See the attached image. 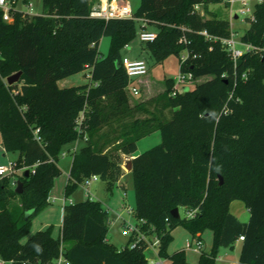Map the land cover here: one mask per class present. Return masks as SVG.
Masks as SVG:
<instances>
[{
	"label": "trees",
	"instance_id": "1",
	"mask_svg": "<svg viewBox=\"0 0 264 264\" xmlns=\"http://www.w3.org/2000/svg\"><path fill=\"white\" fill-rule=\"evenodd\" d=\"M218 1L141 0L134 18L109 20L91 15L93 0H43L42 13L16 11L10 22L0 9V132L5 151L17 153L18 169L0 179L3 258L14 264H49L60 256L70 264H150L147 241L119 249L106 239L109 211L89 197L64 205L58 238L48 228L23 241L33 216L49 204L64 148L85 139L73 156L66 197L92 175L112 192L122 185V156H134V216L146 221L150 239L159 237L161 257L190 264L185 249L168 251L181 225L200 239L205 230L213 232L211 251L201 252L199 264H216L220 249H233L240 236L238 264H264V4L255 6V20L241 36L258 49L235 64L221 40L200 33L230 36V21L209 9ZM135 17L142 29L157 26V38L143 42L157 61L172 54L181 61L189 52L180 71L192 72L194 80L212 78L175 95L169 78L156 99L131 105L121 51L138 35ZM104 36L110 37L106 55L100 53ZM85 69L90 83L59 85ZM18 71L19 81L9 84ZM155 131L161 142L137 154L138 141ZM13 181L23 182L21 193ZM235 200L245 203L249 221L230 211ZM176 207L197 212L175 218Z\"/></svg>",
	"mask_w": 264,
	"mask_h": 264
},
{
	"label": "rangeland",
	"instance_id": "2",
	"mask_svg": "<svg viewBox=\"0 0 264 264\" xmlns=\"http://www.w3.org/2000/svg\"><path fill=\"white\" fill-rule=\"evenodd\" d=\"M96 1V0H93ZM133 12L137 10L140 5L141 0H129ZM32 4L33 11L31 15L40 14L43 11V0H28L27 3H24L23 0H17L16 7L18 10L25 13H29L28 4ZM209 9L215 12L219 18L227 19L230 21V27L235 31L238 36H243L245 32L250 27V21L247 20L243 15L240 18L230 20L229 8L224 1L211 2L209 4ZM136 26L138 30V35L134 41L125 46L121 53L123 57L127 56L128 58H142L147 66L149 74L158 81L164 82L166 79L172 78L175 81V84L178 85V75L180 73V56L172 54L165 58L163 61H157L151 54L150 50L147 47L146 43H143L139 34L142 30L143 21L140 18L135 17ZM148 30L157 31V26L155 24H147ZM110 46V37L104 36L100 45V53L106 55ZM239 47L243 48L242 44H238ZM186 52L181 54L184 55ZM212 76H204L199 80H194L188 85H178L180 93H183L185 88H194L197 84L202 83L208 79H211ZM90 69H85L79 73L66 77L60 80L58 83L61 87L71 86V85H83L90 83ZM165 88V87H164ZM163 90H154L152 94L148 95L147 100L156 99ZM127 94L129 97V102L131 105H134L142 100L140 96L131 95L128 90ZM144 95V94H143ZM146 96V95H144ZM131 97L135 101L130 100ZM169 114V110L167 111ZM1 136V132H0ZM147 137V138H146ZM143 137L138 141V149L140 153L146 151L147 149L152 148L153 146L159 144L162 140L161 132L155 131L148 136ZM1 142H0V163L7 164L11 161H14L17 158V153L6 152L5 155L1 153ZM123 157V156H122ZM64 162V161H63ZM62 162V163H63ZM129 161L122 160V167L125 170L124 175L121 178L122 185L118 184L112 192H108L105 189V182L93 181L89 186L84 182L81 183L77 189L66 198L65 188L68 183V178L65 172H62L58 177H56L54 186L49 193V204L36 213L31 221L30 229L28 233L23 237V241H26L30 236L40 230L51 228L52 235L58 238L61 234L62 222H63V205L64 198L67 199V203L70 199L75 202L83 201L87 197L85 196V189L89 187L92 192V199H96L102 202L103 206L110 211V219L108 225V231L106 239L114 244L119 249L123 248L125 245L131 243V237L123 235L122 231L128 223H136L138 220L135 218L134 213H129L128 208L135 210V186H134V177L132 171L126 168V165ZM62 163L59 164L60 167H63ZM116 211L119 214L118 218H114L113 214ZM230 211L235 213L241 221L247 222L250 218V212L245 203L241 200H235L231 203ZM181 216H186V208L181 207L180 210ZM173 238L169 245V253H174L175 251L185 249L187 261L190 264H199V258L201 252L193 251L188 247V244L192 241H196L195 237L186 229L184 226H178L172 231ZM203 242V251L210 252L213 243V232L210 229H207L203 232L202 238ZM148 261L151 263L153 260L161 257L158 254L156 248L151 245H148L145 251ZM237 249L225 248L222 247L219 252V256H222L223 261L217 259L216 264H233L232 262L237 259ZM165 260V264H171L169 258L161 257ZM62 264H70L65 259Z\"/></svg>",
	"mask_w": 264,
	"mask_h": 264
},
{
	"label": "built area",
	"instance_id": "3",
	"mask_svg": "<svg viewBox=\"0 0 264 264\" xmlns=\"http://www.w3.org/2000/svg\"><path fill=\"white\" fill-rule=\"evenodd\" d=\"M226 5L229 8L230 12V20H233V18H240L241 15H243L247 20L252 21L255 20V6L257 4H264V0H223ZM92 11L91 15L93 17L109 20L112 18H134V12L132 10L131 4L129 0H96L93 1ZM17 0H0V9L3 13V19L5 21H13L14 15L13 13L16 11H20L16 7ZM29 13H24V15H29L32 13L33 8L32 4H28ZM195 10L198 12L202 11V4H196ZM202 35H204L209 40H221L223 46L229 53L231 59L236 64L238 59L241 58L245 53L247 52H254L257 51V47L253 45L252 43L243 42L242 37L238 36V34L233 31L231 28V34L229 37H215L211 35L207 30L200 31ZM139 38L142 42H152L157 38V33L155 31H150L148 29H142ZM238 44H242L243 48L239 47ZM190 54L189 52H186V54L181 56V63H184L188 58ZM195 56V55H194ZM126 73L129 77V84L127 87L128 92L133 96H140L141 89L138 85V79L140 77H143L147 75L148 73V66L146 62L143 59H130L128 57L123 58L122 62ZM243 78H247L248 74L244 73L242 75ZM178 85H188L192 81H194V77L192 72H183L180 71L178 75ZM178 85L175 84L173 88V95L180 93L178 89ZM186 90V88H185ZM83 119V113L80 114V117L78 118V124H81V121ZM38 129L36 130V136L37 139L40 140L41 137L37 134ZM17 164L14 161H11L7 164H0V179L6 176H13L17 172ZM32 172H35V166L32 169ZM100 180V177L98 175H92L84 180V183L89 186L91 182ZM13 184L16 186V181H13ZM85 196L92 198V192L89 189H85ZM63 203L64 205L67 203V199ZM68 203H74L70 199ZM63 205V207H64ZM129 213H134V210L132 208H128ZM197 212V209L189 210L186 212L187 217H194ZM146 223L144 219H138V221L134 223H128L125 228L123 229L122 233L125 236L133 237V240L128 245L130 248H133L137 245L138 242L144 240L148 242V245L153 246L157 249V246L159 245L160 239L157 236L149 238L147 231L144 230L143 226ZM196 241H192L188 244L189 249L196 251V252H202L203 251V242L200 238L195 237ZM244 237L240 236L239 241L243 240ZM64 258L60 256L55 261L49 263V264H62ZM14 259H5L0 255V264H14ZM150 264H165V260L159 257L156 260H153Z\"/></svg>",
	"mask_w": 264,
	"mask_h": 264
},
{
	"label": "crops",
	"instance_id": "4",
	"mask_svg": "<svg viewBox=\"0 0 264 264\" xmlns=\"http://www.w3.org/2000/svg\"><path fill=\"white\" fill-rule=\"evenodd\" d=\"M150 31H153V30H150ZM103 40V38H102ZM101 40V42H102ZM101 45V43H100ZM104 55V54H103ZM127 57V56H125ZM132 59H142V58H132ZM204 77V76H203ZM202 78V77H200ZM200 78H198L197 80H199ZM138 85L141 89V94H140V97L143 98L142 100L140 99V101H145L147 100L148 98V95L149 94H152L154 90H163L165 89L164 87H166V81L164 82H161V81H158V80H155L150 74L149 72L147 73V75L143 76V77H140L138 79ZM73 86V85H71ZM66 87V86H64ZM146 96H144V95ZM130 100H133L135 101V99L133 97H131ZM147 138V137H146ZM0 142H1V153L3 155H5L6 151H5V148L3 147V144H2V135L0 136ZM85 145V139H78L76 140L75 142L67 145L65 148H64V152L62 154V158L59 162L62 163L63 167H61L62 169V172H65V174L67 175V178L69 180V176H70V169H71V165H72V161H73V156L76 152H78L82 146ZM137 154H139L140 152L137 151L136 152ZM134 156H128V155H123V158L124 160H132ZM2 164V163H0ZM126 171H131V170H126ZM97 181H100V180H97ZM122 181V180H121ZM120 181V182H121ZM105 186V185H104ZM67 198V197H66ZM72 200V199H71ZM72 202H75L72 200ZM109 211V214H110V211L109 209H107ZM233 213V212H232ZM235 214V213H233ZM236 215V214H235ZM237 216V215H236ZM113 217L114 218H118L119 217V214L114 211V214H113ZM238 217V216H237ZM239 218V217H238ZM244 222V221H243ZM233 249H237V252H238V255H237V259L235 261H233L232 263L233 264H238V260H239V255H240V250H241V242L240 241H237L235 247ZM218 259L221 261H223V258L222 256H219Z\"/></svg>",
	"mask_w": 264,
	"mask_h": 264
},
{
	"label": "water",
	"instance_id": "5",
	"mask_svg": "<svg viewBox=\"0 0 264 264\" xmlns=\"http://www.w3.org/2000/svg\"><path fill=\"white\" fill-rule=\"evenodd\" d=\"M22 75V71H18L12 75H10L8 78H7V81L9 84H13V83H16L19 81L20 77ZM126 168L128 170H131L132 169V162L131 160H129V162L127 163L126 165ZM29 175V170L26 171V176ZM223 182V178L221 177V180H220V183ZM16 192L18 193H21L23 191V182L22 181H18L17 184H16V188H15ZM172 215L175 217V218H178L180 217V212H179V208L176 207L172 210Z\"/></svg>",
	"mask_w": 264,
	"mask_h": 264
}]
</instances>
